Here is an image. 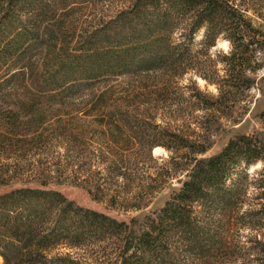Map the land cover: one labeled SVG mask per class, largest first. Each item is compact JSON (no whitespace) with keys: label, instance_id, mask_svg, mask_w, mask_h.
Instances as JSON below:
<instances>
[{"label":"trees","instance_id":"trees-1","mask_svg":"<svg viewBox=\"0 0 264 264\" xmlns=\"http://www.w3.org/2000/svg\"><path fill=\"white\" fill-rule=\"evenodd\" d=\"M75 3L0 0L1 264H264V126L205 155L264 79V0ZM173 179L128 219L50 187L137 211Z\"/></svg>","mask_w":264,"mask_h":264},{"label":"rangeland","instance_id":"rangeland-1","mask_svg":"<svg viewBox=\"0 0 264 264\" xmlns=\"http://www.w3.org/2000/svg\"><path fill=\"white\" fill-rule=\"evenodd\" d=\"M109 1L110 0H71V2L77 3V4L75 3L74 10L71 14H73L75 18H78L80 20V23H82V21L88 22L93 17L98 18L100 16H104L103 14L106 15L104 17H107L108 15H111L114 10L113 6L110 7V5H108ZM87 2H88V6H87ZM45 3H50L51 7L53 5V3L49 1H43L40 4L44 5ZM119 3L120 2H117L116 5L118 6ZM73 4L69 6H74ZM57 7H61V6H57ZM38 8H39V4H36L35 6H33V9H34L33 13L35 12V10H38ZM57 13H60V12H57ZM217 46L222 49H226L228 47L227 42L225 41L224 42L219 41ZM261 75H264V71H259V73L257 74V77H260ZM187 77L184 78L183 82H186ZM195 79H196L198 86L201 89L205 88L208 92H211L212 94L216 93V88L214 85H205V82L201 80L199 77H195ZM126 81H127V78L121 77L119 78L118 81L111 82V83H113L114 86L117 87ZM248 93L250 94L251 98L249 100L250 102H248L247 110L243 111L242 105L245 102H242L241 104L237 105V108H235V111H239V109H241V113H242L241 116H238L239 112L237 113L235 112L234 115L236 116L235 118H237L236 122L233 123V122H230L229 119H222V122H223L222 127L219 130H217L218 132H215L213 136L211 137L212 146L205 153L206 156L218 152L224 146V144L228 141L229 138L234 137L239 134H248L253 129L262 128L264 126V122L262 121L260 117L261 112L264 110V79L259 80L257 85L254 88L250 89ZM248 99L249 97L246 98V101ZM198 114L200 115V113ZM168 115L169 114H165L164 117L167 118ZM191 115L196 116L197 114L192 113ZM157 117L162 118V116H159V115H157ZM188 117L191 118L192 116H188ZM184 118H186V116ZM190 127H194V126L190 125ZM152 154H153V149H152ZM153 155L167 157L169 153L168 151L162 149L160 152H158L157 154H153ZM257 167L256 166L252 167L250 169V172H252L253 169ZM178 186L179 184L176 182V179L171 180V184L166 185V187L162 189L159 192V194L152 200L151 204L148 207L143 208L141 210H137V211L135 210L123 211L120 209H110L108 208L107 204L104 203L103 201L96 202L92 200L87 194L85 189L78 187V186L71 185L69 183H61L60 185L50 186V187L58 189L67 198L73 200L75 203L81 206L103 211L109 214L110 216L116 217L118 219H128L130 216L134 215V216L140 217L145 214L151 213L155 209L160 208L163 205V203L167 200V198L169 197L171 191L174 189H177ZM247 232L248 231H244V234H246ZM64 251L66 252L68 250H64ZM69 253H73L75 256H80L81 249H72V251H70ZM235 260L236 261L234 262V264H240V263L244 264L242 260H238V259H235ZM0 264H1V261H0Z\"/></svg>","mask_w":264,"mask_h":264},{"label":"bare ground","instance_id":"bare-ground-1","mask_svg":"<svg viewBox=\"0 0 264 264\" xmlns=\"http://www.w3.org/2000/svg\"><path fill=\"white\" fill-rule=\"evenodd\" d=\"M162 150V148L160 147H155L153 148V154H157L158 152H160ZM0 261H1V258H0Z\"/></svg>","mask_w":264,"mask_h":264}]
</instances>
